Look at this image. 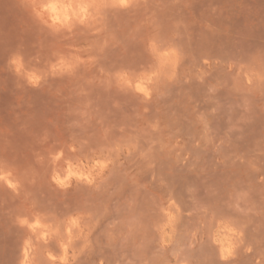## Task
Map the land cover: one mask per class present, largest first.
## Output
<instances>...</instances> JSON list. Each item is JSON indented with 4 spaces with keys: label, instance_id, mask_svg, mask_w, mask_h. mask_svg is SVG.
<instances>
[{
    "label": "clouds",
    "instance_id": "clouds-1",
    "mask_svg": "<svg viewBox=\"0 0 264 264\" xmlns=\"http://www.w3.org/2000/svg\"><path fill=\"white\" fill-rule=\"evenodd\" d=\"M27 3L50 38L49 48L43 57L13 54L8 69L23 82L18 87L54 88L62 115L72 121L66 126L92 131L79 139L46 136L47 157L38 153L35 161L40 172L6 169L0 153V186L16 195L39 177L53 192L76 191L86 200L58 215L25 197L23 214L15 218L25 230L17 264H83L94 233L97 241L104 237L109 246L131 250L123 264H240L254 250L250 215L264 214L250 191L213 192L222 207L199 205L197 224L190 227L185 216L193 212L185 213L171 192L154 193L146 208L139 189L149 187L143 178L158 166L198 175L237 165L264 172V160L238 153L242 136L233 138L254 110L264 114V48L226 50L217 39L223 35L219 17L198 20L186 0ZM129 44L139 46V62L110 60L112 50L127 51ZM177 96L186 100L180 113Z\"/></svg>",
    "mask_w": 264,
    "mask_h": 264
},
{
    "label": "rangeland",
    "instance_id": "rangeland-1",
    "mask_svg": "<svg viewBox=\"0 0 264 264\" xmlns=\"http://www.w3.org/2000/svg\"><path fill=\"white\" fill-rule=\"evenodd\" d=\"M198 20L218 16L216 20L223 35L218 43L226 50L238 48H264V0H186ZM213 9H217L213 12ZM83 38H78L82 42ZM50 38L42 31L32 14L27 0H0V153L4 156L3 166L6 169L17 168L31 174L32 170L40 172L35 161L38 153L43 152L45 137L67 140L71 136L77 139L90 134L91 129L67 127L72 121L62 115L63 105L51 90H33L18 87L23 83L8 69L7 61L15 53H22L27 59L30 56L43 57L49 48ZM110 60L137 63L141 60L140 49L136 44H129L127 51L114 49L109 54ZM34 63V62H33ZM177 113L183 111L186 100L183 96L174 98ZM239 109L236 115H239ZM115 119H121L116 113ZM59 126V132L53 125ZM227 127V114L221 120V129ZM243 131L233 133L242 139L237 142L238 153H243L255 161L264 160V114L254 110L250 123L242 126ZM155 180H152V175ZM264 172L247 171L244 166L237 165L217 172L195 174L184 168L169 171L159 166L154 172L144 176V182H150L147 189H139V199L144 207H150L156 192H171L183 206L185 213L193 212L191 217L185 216V222L195 227L199 218L198 206L201 204H219L223 201L214 196L213 192L223 193L226 190H248L251 199L259 207L264 206V183L260 176ZM34 185H25L16 195L11 189L0 186V261L3 264H17L21 258L20 250L25 230L15 223L17 215L23 214L22 203L25 197L35 200L38 207L58 215H64L76 206H85L83 193L70 191L67 194L53 192L42 183L39 177ZM163 180L165 187H159ZM193 188L195 192L189 193ZM93 204L95 202H92ZM67 206V207H66ZM99 210V209H98ZM113 218H118L113 212ZM248 239L253 243L252 253L242 255L240 264H256L261 259L264 264V214H251ZM93 246L90 253L80 257L83 264H117L130 259V249L120 245L109 246L106 238H91ZM52 251L59 249L52 245Z\"/></svg>",
    "mask_w": 264,
    "mask_h": 264
}]
</instances>
